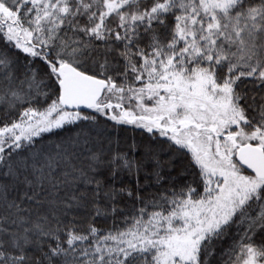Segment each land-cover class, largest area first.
Instances as JSON below:
<instances>
[{
	"label": "snow or ice",
	"instance_id": "obj_1",
	"mask_svg": "<svg viewBox=\"0 0 264 264\" xmlns=\"http://www.w3.org/2000/svg\"><path fill=\"white\" fill-rule=\"evenodd\" d=\"M0 264H264V0H0Z\"/></svg>",
	"mask_w": 264,
	"mask_h": 264
}]
</instances>
